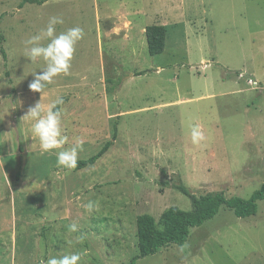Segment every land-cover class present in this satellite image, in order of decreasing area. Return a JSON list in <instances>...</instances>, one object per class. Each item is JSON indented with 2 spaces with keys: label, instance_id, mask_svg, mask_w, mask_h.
<instances>
[{
  "label": "rangeland",
  "instance_id": "rangeland-1",
  "mask_svg": "<svg viewBox=\"0 0 264 264\" xmlns=\"http://www.w3.org/2000/svg\"><path fill=\"white\" fill-rule=\"evenodd\" d=\"M22 1L0 0V264L73 252H86L82 264H129L139 215L158 221L172 205L192 208L180 186L198 198H249L264 185V0ZM52 16L64 20L57 34L78 26L85 36L69 74L41 94L29 84L46 65L25 56L24 41ZM152 24L168 30L155 56ZM58 96L64 148L84 141L78 161L112 141L94 164L59 168L62 149L41 154L32 138L24 115ZM89 200L98 211H85ZM136 264H264V200L247 218L222 206L185 244Z\"/></svg>",
  "mask_w": 264,
  "mask_h": 264
},
{
  "label": "clouds",
  "instance_id": "clouds-1",
  "mask_svg": "<svg viewBox=\"0 0 264 264\" xmlns=\"http://www.w3.org/2000/svg\"><path fill=\"white\" fill-rule=\"evenodd\" d=\"M61 16L49 18L47 26L40 29L38 34L30 36L24 41L25 56L32 62L42 59L46 67L39 72H33L34 79L29 84L33 92L43 93L46 84H51L54 78L60 74L68 75L72 67V60L76 52V45L81 41L85 32L81 27H72L57 34L56 26L63 24ZM47 41L45 44L44 42ZM63 97H57L46 107L40 101L29 107L24 118L31 122L30 131L32 138L38 139L41 154L56 152L57 167L68 170L76 169L78 165V155L83 151V139L77 138L70 147L64 148L68 143V136L64 133L62 122ZM192 142L198 144L204 139L198 126H193L191 131ZM83 208L89 214L98 211L99 200H89L83 204ZM70 232H78L79 227L76 222L68 225ZM78 243H83V237L78 238ZM183 250V249H181ZM86 252H73L60 257H52L46 264H82V259Z\"/></svg>",
  "mask_w": 264,
  "mask_h": 264
},
{
  "label": "trees",
  "instance_id": "trees-1",
  "mask_svg": "<svg viewBox=\"0 0 264 264\" xmlns=\"http://www.w3.org/2000/svg\"><path fill=\"white\" fill-rule=\"evenodd\" d=\"M47 0H23L21 6L30 4H44ZM148 50L152 56L163 53L166 49L168 30L165 25L152 24L145 29ZM2 36L0 42L2 43ZM2 54L7 59L4 48ZM116 135H114L115 139ZM108 141L102 149L85 160H79L77 168L81 169L89 164H94L111 147ZM179 190L190 197L192 208L184 210L177 205H172L163 211L159 220L151 214H141L137 217V236L139 254L129 264H136L137 260L157 253L162 247L171 244L183 245L188 240L191 229L201 226L206 221L214 218L222 206H227L237 217L247 218L257 214L259 202L264 200V185L256 190L249 198L239 196L226 197L222 193L208 194L196 197L186 187L180 186Z\"/></svg>",
  "mask_w": 264,
  "mask_h": 264
}]
</instances>
